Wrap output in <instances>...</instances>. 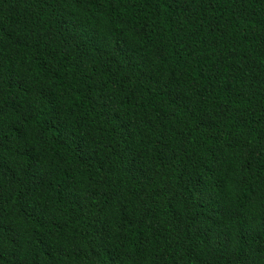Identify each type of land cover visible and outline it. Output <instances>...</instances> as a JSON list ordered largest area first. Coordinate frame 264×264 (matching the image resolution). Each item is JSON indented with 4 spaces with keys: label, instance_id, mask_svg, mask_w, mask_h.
Wrapping results in <instances>:
<instances>
[{
    "label": "trees",
    "instance_id": "trees-1",
    "mask_svg": "<svg viewBox=\"0 0 264 264\" xmlns=\"http://www.w3.org/2000/svg\"><path fill=\"white\" fill-rule=\"evenodd\" d=\"M0 264H264V0H0Z\"/></svg>",
    "mask_w": 264,
    "mask_h": 264
}]
</instances>
